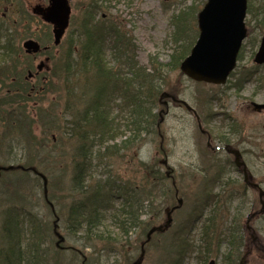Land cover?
<instances>
[{
	"label": "rangeland",
	"instance_id": "obj_1",
	"mask_svg": "<svg viewBox=\"0 0 264 264\" xmlns=\"http://www.w3.org/2000/svg\"><path fill=\"white\" fill-rule=\"evenodd\" d=\"M68 1L69 25L55 45L52 26L32 13L35 5L47 6V0H0V47L11 39L12 51L10 59L1 58L0 52V167H4L0 253L3 222L12 211L23 245L31 230L40 229L38 252L46 264H132L145 234L147 252L140 264H164L167 245L180 248L179 264H201L205 257L204 264L209 260L225 264L230 235L243 241L239 251L232 253L234 264L241 259L245 264H264V110L252 105L264 104V67L252 61L264 34V0H250L251 14L258 15L252 22L245 17L247 37L235 71L223 85L197 83L179 69L165 66L180 50L177 47L194 44L196 15L206 0ZM90 4L96 7L94 22H111L129 38L138 68L150 74L152 63L160 66L161 89L167 93L154 112L159 114L153 127L135 136L128 127L129 112L119 99L105 110L109 127L118 133L105 141L110 155L87 172L86 189L107 175L114 177L115 185L138 192L142 209L139 225L121 235L116 222L124 219V200L109 196L108 218L97 229L103 238L91 240L64 228V214L79 197L69 192L77 142L70 135L71 115L66 111L81 112L85 77L78 73L68 79L67 92L73 95L62 87L69 39L75 45L80 23H90L84 16ZM181 12L190 13L188 22L194 30L178 42L175 18ZM27 40L38 44L37 53H25L22 44ZM74 48L78 54L80 45ZM105 57L106 67L113 66L109 52ZM252 71L255 74L248 81ZM224 146L228 153H223ZM231 152H237L239 163L245 164L244 173ZM113 215L115 220L110 218ZM209 218L212 228L205 232ZM234 221L238 226H233Z\"/></svg>",
	"mask_w": 264,
	"mask_h": 264
},
{
	"label": "trees",
	"instance_id": "obj_2",
	"mask_svg": "<svg viewBox=\"0 0 264 264\" xmlns=\"http://www.w3.org/2000/svg\"><path fill=\"white\" fill-rule=\"evenodd\" d=\"M89 7L92 8L89 9ZM93 8H96L95 5L90 4L84 13V16H89L87 18L90 23H80L79 26L76 44L80 45V52L78 54L75 52L74 46L76 44L73 45L70 38L62 65L66 76L62 87L69 96L73 93L70 90L67 92L69 88L68 79L78 73L85 77L80 99L81 112L76 108L72 113L66 111L68 115H71L69 121L71 125L69 128L70 135L76 137L77 142L75 154L73 155L74 162L69 192L79 197L72 201L64 214L67 222L64 228L73 234L80 231L83 238L89 240L103 238L97 229L108 218L106 214L111 206V201L107 202L109 196L119 195L124 200L121 209L124 219L115 221L118 223L117 226L121 235H127L129 231L139 225L138 215L142 209V201L137 196L138 192L132 187L115 185L114 177H108L107 175L103 180H98L89 190L86 189L87 172L96 166V162L100 163L106 159L105 156L110 155L108 152L109 147L104 145L105 141L113 139L115 134L118 133L115 128L109 127L111 125L108 114H106L109 103L114 99H119L122 108L128 110V127L132 129L133 136H135L137 135L136 132L138 134L142 131L148 132L149 128L153 127L159 114L156 116L154 112L167 94L161 89L162 78L157 73L160 66L158 64L157 66L155 62L152 63L153 71L150 74L145 72L144 69L138 68L134 56L130 53L133 45L130 44L129 38L111 22H94L96 13ZM247 13L251 18L258 15L257 12L254 15L251 14L250 0H248ZM262 13H264V10ZM189 16L190 13L181 12L175 18L177 34L174 38H177V41L187 37L186 33L189 29L194 30L193 24L188 22ZM85 21L86 19H84ZM256 22L260 27L263 25L260 18ZM98 33L100 34L99 37L97 36ZM192 46L177 47L180 50L174 51L173 55L170 56L169 64L165 66L170 67L171 70L179 69L181 62L188 56ZM106 50H109L111 61L114 63L111 67H106ZM0 51L3 52L1 58H7L12 53L9 39L3 43ZM159 79L160 82H158ZM130 141L134 142L135 140L131 138ZM96 146H98L97 151L95 150ZM92 162L94 163L92 164ZM197 215L194 212V217ZM115 216L117 215L110 218L115 220ZM16 220L17 216L13 215L12 211L4 219V243L0 253L2 256L0 264H46L45 257L38 252L41 238L40 229L38 231L36 228L31 230L29 239L23 245L21 230ZM190 221H193V217ZM208 222L205 226V232L208 228H212V219L209 218ZM233 226H238L236 221L233 222ZM52 235L55 236L53 226ZM145 236L146 234L144 238ZM230 237L229 251L224 259L225 264H234V261L231 260L232 253L239 251V247L243 242L240 237H237V239L234 235H230ZM36 240H38V243H36ZM167 246V260L164 264H179L182 259L180 248L177 247L173 250L171 245L170 247ZM43 253L45 254L44 251ZM205 262L206 257L200 261L201 264Z\"/></svg>",
	"mask_w": 264,
	"mask_h": 264
},
{
	"label": "water",
	"instance_id": "obj_3",
	"mask_svg": "<svg viewBox=\"0 0 264 264\" xmlns=\"http://www.w3.org/2000/svg\"><path fill=\"white\" fill-rule=\"evenodd\" d=\"M168 1V0H164ZM247 0H207L197 15L198 38L180 70L196 82L223 84L234 69L242 41L246 37L244 18ZM32 13L53 27L54 44L57 45L68 25L70 7L68 0H48L43 7L35 5ZM27 54L37 53L39 46L32 40L23 43ZM254 63L264 64V35L254 55ZM255 109L263 105L253 104ZM237 158V154L235 155ZM239 165V163H236ZM261 195V192H260ZM135 264H140V261ZM208 264H214L210 261ZM239 264H245L242 259Z\"/></svg>",
	"mask_w": 264,
	"mask_h": 264
},
{
	"label": "flooded vegetation",
	"instance_id": "obj_4",
	"mask_svg": "<svg viewBox=\"0 0 264 264\" xmlns=\"http://www.w3.org/2000/svg\"><path fill=\"white\" fill-rule=\"evenodd\" d=\"M9 40H11V39H9ZM1 52V51H0ZM226 146H224L223 148H222V151H223V153H228V151L226 150V148H225ZM231 154L233 155V157H234V153L233 152H231ZM10 167V166H9ZM16 168H18V166H15ZM2 169H4V167H0V172H3L4 170H2ZM24 169V168H23ZM15 170V169H14ZM10 171V170H9ZM23 171H25V169L23 170ZM244 189H247V186H244ZM4 203V202H3ZM3 203H0L2 206H3ZM6 210H7V208H5V210H4V212L3 213H5L6 212ZM0 236H1V233H0Z\"/></svg>",
	"mask_w": 264,
	"mask_h": 264
}]
</instances>
